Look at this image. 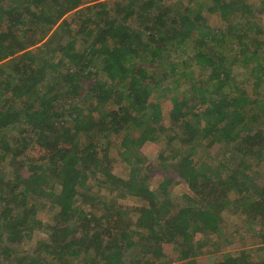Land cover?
Masks as SVG:
<instances>
[{
    "label": "trees",
    "instance_id": "1",
    "mask_svg": "<svg viewBox=\"0 0 264 264\" xmlns=\"http://www.w3.org/2000/svg\"><path fill=\"white\" fill-rule=\"evenodd\" d=\"M263 17L264 0H0V264H204L197 235L225 237V214L258 246L226 237L213 264H264Z\"/></svg>",
    "mask_w": 264,
    "mask_h": 264
},
{
    "label": "rangeland",
    "instance_id": "2",
    "mask_svg": "<svg viewBox=\"0 0 264 264\" xmlns=\"http://www.w3.org/2000/svg\"><path fill=\"white\" fill-rule=\"evenodd\" d=\"M104 1V0H102ZM70 14L66 16V18H68L71 21L70 18ZM209 21L211 23V25L213 27H218L223 28L224 23L221 21V19L213 14V15H209ZM263 22H264V17H263ZM193 51L190 50V53L192 54ZM181 96V95H180ZM161 105L163 108V116H164V124L167 128H170L172 123H171V110H172V102L170 100V97L168 98H164L161 101ZM112 142H114L112 144V151H111V158L114 160L116 167L114 169V174L122 177L124 179H129L131 176V172H130V167L129 165H126L124 162L121 161V156H119L118 152V146L120 144V142H115V140H113ZM118 145V146H117ZM160 147L157 146L156 144L153 143H147L143 148H142V153L147 156L148 158H152L154 157V155L156 156V154L159 153ZM202 147L198 148V151H201ZM217 150V149H215ZM34 155H36L37 157H40L41 155L44 154V151L38 147H35L34 149ZM213 154V153H212ZM207 162L210 163L209 159H204ZM157 164L158 162L155 161ZM151 162L147 161L146 166L150 165ZM153 164V163H152ZM264 170V166H261L259 168H257L255 171L261 175H263V171ZM158 172L154 173L152 176L153 178V182H156L160 175H158V173L160 172L159 170H157ZM263 171V172H262ZM254 175L257 183L259 185H262L264 182V178L260 175ZM175 190L177 191V194H183L185 192L184 188L181 187H175ZM102 195H106V192L103 191ZM114 196V195H112ZM122 205H128V206H140L141 202L139 199H136L134 197H127L126 199H124V201L122 202L120 200ZM88 209V207H87ZM95 212L99 213L101 211H98L96 209H94ZM50 216V214H40V217L42 219H46ZM224 219L228 222L226 225V236L222 237V236H216V235H212L211 237H207L205 235L202 234H198L197 235V240L198 241V245H197V250L198 252L201 254L200 256H198L199 261H202V263L204 264H213L214 261L218 258H220V255L225 253L226 251L223 250L221 251V248L223 246H227L226 242H225V238L229 237L232 239L233 244L230 247V252H241L242 249H255L258 246V238H254V234L252 233L251 230H253V226L251 224H248L245 221H237V222H232L231 220L233 219L232 216L228 217L226 214L224 215ZM46 221V220H45ZM134 221H136V219H134ZM249 230V231H247ZM34 239L35 240H39L45 237V235L37 233L34 234ZM199 237V238H198ZM244 239V240H242ZM33 242V241H32ZM174 250V246H168L167 252L170 254V251ZM176 253L175 251H172V258L175 259L176 258Z\"/></svg>",
    "mask_w": 264,
    "mask_h": 264
}]
</instances>
